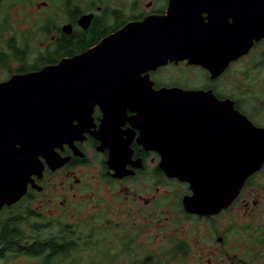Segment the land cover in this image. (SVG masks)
<instances>
[{"label": "water", "instance_id": "obj_1", "mask_svg": "<svg viewBox=\"0 0 264 264\" xmlns=\"http://www.w3.org/2000/svg\"><path fill=\"white\" fill-rule=\"evenodd\" d=\"M263 40L264 0H169L164 15L131 23L80 56L0 82V213L27 195L33 177L42 178V159L52 170L68 161L55 150L86 130L80 127L94 104H102L106 116L127 108L141 116L160 100L161 135L177 139L178 146L203 136L196 150L191 144L162 155L164 173L190 184L193 195L185 197V210L227 209L264 164V128L236 110L232 100L218 101L211 91H156L149 71L186 61L214 79ZM175 101L189 106H174ZM219 126L225 138L216 147L222 151L207 154L211 144L204 146L205 130L215 127L218 133ZM116 160L111 157L109 166L115 178H123Z\"/></svg>", "mask_w": 264, "mask_h": 264}, {"label": "flooded vegetation", "instance_id": "obj_2", "mask_svg": "<svg viewBox=\"0 0 264 264\" xmlns=\"http://www.w3.org/2000/svg\"><path fill=\"white\" fill-rule=\"evenodd\" d=\"M168 3L169 0H0V8L7 4L10 11L20 8V12L28 11L37 16L30 29L32 36L23 37L22 44L13 36L7 42L24 48V56L14 60L20 68L28 59H34L35 63L28 64L32 70L15 72L19 67L12 69L14 73L6 80L13 75L38 72L64 59L80 56L131 23L143 21L151 15H164ZM84 16H91V19L80 22ZM9 23L8 16L2 18L0 34L9 28ZM35 38L40 49L34 51L30 46ZM242 59L231 63L229 68ZM180 63L170 62L149 71L153 89L211 91L218 101L232 100L236 110L256 127L264 128L252 119L258 110L255 113V106H248L246 99L239 97L244 95L240 88L227 92L222 82L226 72L213 79L202 67H188L186 61ZM176 65L197 70L202 80L196 82L201 83L190 84L187 75L162 83L158 74ZM257 103L261 106L258 108L264 106V101ZM160 105L161 100L153 103L141 116L138 111L128 108L106 116L102 104H94L91 114L83 120L85 126L80 127L86 130L55 150L61 159L68 161L52 170L42 159L45 163L43 176L33 177L35 183L29 184L24 198L37 214L44 216L48 213V216L56 217L71 214L75 220L74 212L81 202H76V198H83L90 191L87 196L91 201H85L86 206L94 201L92 212L103 209L107 224L116 220L122 225L88 230L110 234L107 241L111 255H106L108 258L100 264H264V164L245 181L227 209L209 214L187 212L184 199L193 195L190 184L169 178L164 173L162 155L176 154L191 144V149L196 150L202 147L199 140L203 136L190 142L182 140L178 146L177 139L161 135ZM173 105L189 106L181 101H175ZM74 126H79L77 120ZM205 131L204 146H208L207 141L211 144L208 146L210 150L205 148L207 154L212 151L221 153L222 150L216 147V143L225 138L221 126L218 133L215 127ZM115 156V163L126 174L123 178H115V171L109 166V160ZM120 156L122 160L118 158ZM87 176L91 177L92 184L83 187ZM56 181H60L59 184ZM231 214L236 218L235 223H228L226 216ZM93 242L97 251L98 241L93 238Z\"/></svg>", "mask_w": 264, "mask_h": 264}, {"label": "trees", "instance_id": "obj_3", "mask_svg": "<svg viewBox=\"0 0 264 264\" xmlns=\"http://www.w3.org/2000/svg\"><path fill=\"white\" fill-rule=\"evenodd\" d=\"M255 46L257 53L253 69L262 71L264 68V40ZM7 47L9 53H2V51L0 53V70H8L12 75L14 72L6 66L11 61L22 58L24 48L11 43H7ZM10 56L12 59H9ZM28 70H32V68L23 63L21 68L19 67L15 72ZM256 100L264 101L260 98ZM261 111L262 108L255 106L256 116L260 115ZM24 199L12 207H5L0 213V261L12 257L40 260V264H80L81 261L85 262L82 254L89 253L88 250L94 248L95 233L88 232V229H94L98 220L91 218L86 221L77 218L73 222H69L65 214L59 217H44L34 211L33 205L27 198ZM90 253H93L91 257L93 259L86 261L87 264H96L97 255L94 254L96 252Z\"/></svg>", "mask_w": 264, "mask_h": 264}, {"label": "rangeland", "instance_id": "obj_4", "mask_svg": "<svg viewBox=\"0 0 264 264\" xmlns=\"http://www.w3.org/2000/svg\"><path fill=\"white\" fill-rule=\"evenodd\" d=\"M0 10H1L0 11V23L2 21V18L6 17V16H8V18L10 20L9 28L0 34V51H2V53L3 52L9 53V50L7 47L8 40L13 36L14 38L17 39L19 44H22V41L25 40L23 37L32 36L33 33L31 32L30 29L32 28V25L35 24V22L37 20V16L34 15L33 13L28 12V11L20 12L19 11L20 8H17L16 10L10 11L8 9L7 4H4L0 8ZM2 11L3 12L6 11V12L1 14ZM21 14L23 16H21ZM29 30H30V32H29V34H27V32ZM30 47H31V50H34V51L37 49H40L39 42L36 40V38L32 42V45ZM256 51H257V49L255 46L253 51L250 52L249 55L244 57L241 60V62L236 63L235 65L233 64L234 66L233 65H232L233 67L231 66L232 69H230L231 67L229 69H227V71H225L226 75L222 79V82H223L224 86L227 88V92L230 90L240 88L241 92L244 95H240L239 97L246 99V102H247L246 104L248 106H252V107L253 106H257V107L259 106V107H261L260 104L257 103L258 101H256V99L260 98L261 100H264V68H262V71L253 69L254 60L256 58V53H257ZM9 59H12V56H10ZM33 63H35L34 59L30 58L27 60V63H24V64H33ZM6 67H9L10 69L15 70L19 67V63L15 62L13 60L10 63H8V65ZM188 67H192V66L190 65ZM9 72L10 71H8V70H0V82L4 81L10 77ZM183 75H187L186 78L189 81V83L192 85L201 83V81L196 82L199 79L202 80L201 74L197 70L177 67V65L175 67H168L167 69L161 71L158 74V77H159V80L162 81V83L167 84V83H170L171 80H173L174 78H182ZM194 75L197 77V79H195V80H194ZM254 118H252V119L257 124H259V125L261 124L262 126L264 125V106L262 107V111H261L260 115L254 116ZM88 174H89V176H91L92 172L90 171ZM89 176H87V179L83 183V185H82L83 187H87V186L92 184L91 177H89ZM56 182H57V184H59L60 181H56ZM93 182H94V180H93ZM87 194H90V191H88L86 194H84L83 198L81 196H78L76 198V202H79V201H81V202L77 204L76 208H78V209L77 210L75 209L76 210V211L74 210L75 212L73 211L75 216L77 218L85 219L86 221L88 219H91V218H96L98 221H97L94 229H111L110 227L106 226V225H109V224H107L108 218L105 216V214H104L105 211L103 209H101L100 211H93L92 212L91 209L93 208V205L95 204L94 201L90 202L87 205L88 207L86 206L85 201H91V199L89 198V196H87ZM61 215H64V214L57 215V217H59ZM70 215H68V217L65 215L66 219H68L67 221H69V222H73L74 221L73 219L75 217H71ZM44 217H49L48 213H45ZM226 217L228 219V223H235L236 222V218L234 217L233 214L227 215ZM112 222L113 223L111 225H109L111 227L115 228V227H118L119 225H121L116 220H112ZM109 236H110V234L107 232L97 231L94 235L95 240L99 242V244H97V251L94 248L89 249V250H91V251H89V253L82 254L84 259L86 261L92 260L93 258H91V257L93 255V253H90V252L93 251V252H96L94 254L97 255V260L95 261L96 264L102 263L101 261H106V258H108L106 255H111V254H109L111 249H109L110 247H109L108 241H107V238ZM117 248H119V246ZM116 250H118V249H115V251ZM115 251H113L112 253H114ZM86 261L83 262L82 264H87ZM0 264H40V260L9 257L5 260L0 261Z\"/></svg>", "mask_w": 264, "mask_h": 264}]
</instances>
